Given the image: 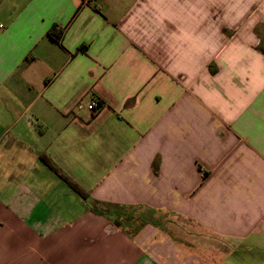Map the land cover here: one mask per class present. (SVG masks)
Here are the masks:
<instances>
[{"label": "crops", "instance_id": "crops-1", "mask_svg": "<svg viewBox=\"0 0 264 264\" xmlns=\"http://www.w3.org/2000/svg\"><path fill=\"white\" fill-rule=\"evenodd\" d=\"M0 264H264V0H0Z\"/></svg>", "mask_w": 264, "mask_h": 264}, {"label": "trees", "instance_id": "trees-1", "mask_svg": "<svg viewBox=\"0 0 264 264\" xmlns=\"http://www.w3.org/2000/svg\"><path fill=\"white\" fill-rule=\"evenodd\" d=\"M48 36L52 37L54 40L57 39V37L51 33L48 32ZM48 166H50L55 172H57V170H55L47 160H45V158H41ZM64 182L65 184L74 192L76 193L80 198L82 199H87V194L78 186L76 185L74 182H72L69 178L63 176L62 174H57Z\"/></svg>", "mask_w": 264, "mask_h": 264}, {"label": "built area", "instance_id": "built-area-1", "mask_svg": "<svg viewBox=\"0 0 264 264\" xmlns=\"http://www.w3.org/2000/svg\"><path fill=\"white\" fill-rule=\"evenodd\" d=\"M81 1L84 4H88L89 3V0H81ZM76 108L77 109H82V108H84V106L82 107L81 104L79 103V104H77ZM102 108H103V104L100 101H97V100H92L85 106V109L88 112H90V113L96 112V111H98V110H100Z\"/></svg>", "mask_w": 264, "mask_h": 264}]
</instances>
